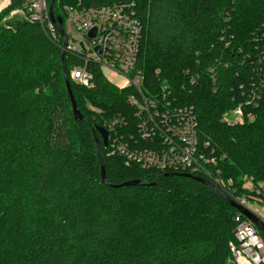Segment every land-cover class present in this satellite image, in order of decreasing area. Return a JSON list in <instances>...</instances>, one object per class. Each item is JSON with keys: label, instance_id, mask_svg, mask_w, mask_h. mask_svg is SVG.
I'll use <instances>...</instances> for the list:
<instances>
[{"label": "trees", "instance_id": "trees-1", "mask_svg": "<svg viewBox=\"0 0 264 264\" xmlns=\"http://www.w3.org/2000/svg\"><path fill=\"white\" fill-rule=\"evenodd\" d=\"M31 1L0 9V264H229L237 212L215 190L186 173L127 167L97 135L102 182L93 131L122 118L118 133L135 134L129 91L96 65L93 88L72 82L81 62L62 58L37 23L11 16ZM79 3L130 6L142 25L144 87L165 85L177 105L193 107L200 141L215 147L231 182L223 194L264 208V93L253 121L222 119L240 103L244 54L256 36L264 43V0H55L54 17ZM66 80L85 121L74 119ZM128 181L140 184L112 187Z\"/></svg>", "mask_w": 264, "mask_h": 264}, {"label": "built area", "instance_id": "built-area-1", "mask_svg": "<svg viewBox=\"0 0 264 264\" xmlns=\"http://www.w3.org/2000/svg\"><path fill=\"white\" fill-rule=\"evenodd\" d=\"M64 14L78 35L77 40H69L62 28L66 40L64 55L81 62L70 71L71 81L86 89L93 88L88 67L96 65L101 74L102 69H107L121 78L118 84H112L102 75L115 89L129 91L127 102L134 109L135 134L126 137L118 133L117 128L124 127L121 126L124 123L122 118L104 123L102 128L108 138L107 156L121 158L127 167L198 175L221 191L232 193L231 182L223 179L218 167L221 158L217 156L215 147L210 141L199 139L198 120L193 107L177 105L165 85L160 93L144 87V77L136 69L142 25L133 17L130 6L83 7L79 3L66 8ZM13 15H21L37 23L61 51L63 40L49 18L47 0H32L24 9L13 11ZM92 30L95 31L94 37L89 39ZM241 64L245 66L244 81L239 88L241 99L234 109L227 112L232 116L229 123L253 121L254 115L249 109L258 106L264 93V43L260 37H255L252 50L244 54ZM242 188L253 191L249 180L243 182ZM231 200L264 223V208H259L256 202H250L246 197ZM229 250L231 264H264V235L238 212L234 216L233 241L229 243Z\"/></svg>", "mask_w": 264, "mask_h": 264}, {"label": "water", "instance_id": "water-1", "mask_svg": "<svg viewBox=\"0 0 264 264\" xmlns=\"http://www.w3.org/2000/svg\"><path fill=\"white\" fill-rule=\"evenodd\" d=\"M54 2L55 0H49L48 2V14H49V18L51 20V22L54 24L57 32L59 33V35L62 37L63 40V45H62V49H61V57H64V51L63 48L66 44V40H65V35L62 29V24H63V20L60 17H54L53 15V6H54ZM94 30H92L89 33V39H92L94 37ZM66 87H67V92L69 95V99H70V103H71V108H72V113L74 116V119L76 121H85V118L83 117V115L79 112V110L77 109L75 100L72 96L71 90L69 88V83L66 80ZM97 135H99L101 141H102V145L103 147L107 146V142H108V138H107V132L102 128V127H95L94 131H93V144L95 146L96 149V154H97V158H98V162H99V167H100V177L101 180L104 184H106V174H105V169H104V165L102 162V158L97 150V146H98V137ZM181 177L187 178V179H191L193 181H196L197 183L202 184L205 187H209L213 190H215L221 197H223L228 204L230 205V207H232L236 212L242 214L244 217H246L252 224H254L259 231L264 235V223L254 214H252L251 212H249L248 210H246L245 208H243L242 206L236 204L235 202L231 201L227 196H225L223 194V192L221 191V189H219L217 186H215L214 184L207 182L203 179H199V178H195L191 175H180ZM140 184V181H128L125 182L121 185H117V186H112L113 188H124V187H136Z\"/></svg>", "mask_w": 264, "mask_h": 264}, {"label": "rangeland", "instance_id": "rangeland-1", "mask_svg": "<svg viewBox=\"0 0 264 264\" xmlns=\"http://www.w3.org/2000/svg\"><path fill=\"white\" fill-rule=\"evenodd\" d=\"M6 4H7V0H2L1 2H0V9L1 8H3V7H5L6 6ZM64 23H63V29H64V31H65V33L68 35V37H69V40H73V41H75V40H77V33L74 31V29H73V27H72V25L65 19V17H64ZM101 72H102V75L107 79V80H109L112 84H118L119 82H120V80H121V78L119 77V76H115V75H113V73L111 72V71H109V70H107V69H102L101 70ZM87 100L84 102V107L85 108H88V109H92V110H94L95 109V107H93L92 105H91V102H90V100L88 99V98H86ZM228 113L226 112L225 114H224V116H223V120H225V121H227V122H230L231 120H232V116L230 115V114H228ZM251 185H253V183L251 182ZM250 202H256L257 203V205H258V207L259 208H261L260 206H261V202H259L258 200H256L255 198H247ZM229 264H231V260H229Z\"/></svg>", "mask_w": 264, "mask_h": 264}, {"label": "crops", "instance_id": "crops-1", "mask_svg": "<svg viewBox=\"0 0 264 264\" xmlns=\"http://www.w3.org/2000/svg\"><path fill=\"white\" fill-rule=\"evenodd\" d=\"M7 2H8V0H7Z\"/></svg>", "mask_w": 264, "mask_h": 264}]
</instances>
